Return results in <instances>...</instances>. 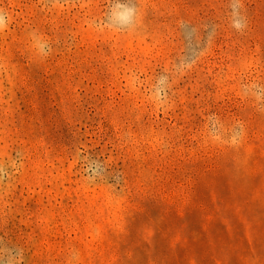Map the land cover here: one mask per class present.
I'll use <instances>...</instances> for the list:
<instances>
[{"label": "rangeland", "instance_id": "374dc122", "mask_svg": "<svg viewBox=\"0 0 264 264\" xmlns=\"http://www.w3.org/2000/svg\"><path fill=\"white\" fill-rule=\"evenodd\" d=\"M0 15V264H264V0Z\"/></svg>", "mask_w": 264, "mask_h": 264}, {"label": "clouds", "instance_id": "9594fccd", "mask_svg": "<svg viewBox=\"0 0 264 264\" xmlns=\"http://www.w3.org/2000/svg\"><path fill=\"white\" fill-rule=\"evenodd\" d=\"M3 19V17H2V15H0V20H2Z\"/></svg>", "mask_w": 264, "mask_h": 264}]
</instances>
